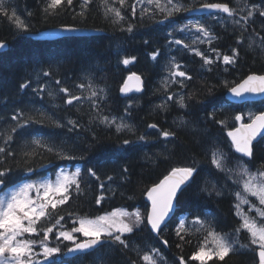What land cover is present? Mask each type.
I'll use <instances>...</instances> for the list:
<instances>
[{
  "label": "trees",
  "instance_id": "1",
  "mask_svg": "<svg viewBox=\"0 0 264 264\" xmlns=\"http://www.w3.org/2000/svg\"><path fill=\"white\" fill-rule=\"evenodd\" d=\"M49 2L5 0L8 15L0 12V42L9 44V50L0 54V147H6L13 153L6 159L0 154V167L12 169L7 184L16 185L27 179L45 176L47 173H38V170L47 164H55L51 170L54 176L60 169L76 170L80 167L81 192H73L69 202L53 213V217L63 215L65 219L62 223L66 230H70L73 219H94L117 208L130 212L139 209L141 213H146L149 209L145 199L146 190L163 179L172 167L195 162L198 169L195 182L178 199L175 217L159 236L142 225L143 230L126 235L128 248L108 242L90 254L73 259L63 258L55 264H131L132 261L143 264L139 256L151 247L160 251L162 259L157 257L158 264H180L181 257L189 264H199L190 257L203 241L205 230H193L185 236L184 241L176 235L179 218L187 217L191 221L196 215L206 218L217 232L236 241L235 250L224 261L214 259L208 264H257L256 251H253L257 250V246L250 244L249 233L243 229L236 232L241 227V219L236 215L237 200L233 193L242 191V187L233 182L241 179L235 175L239 156L227 138V131L232 128L236 114L245 108L262 105L237 106L229 103L226 99L228 88L224 82L239 83L248 75L264 74V45L259 46L261 37H264V17L258 13L254 15V22L243 32L242 44L237 43L241 29L234 24L229 36L225 35L226 39L221 36L225 45L221 41L213 46L223 55H231L232 49H237L239 56L235 64L223 65L215 61L212 65H204L200 57L183 45L170 43L173 37L187 44L192 43L193 38L190 39L177 28L183 15L186 21L191 20L189 11L164 19L166 13L154 4L138 5L133 16L131 5L136 0H126L122 9L125 19L114 23L111 14L105 15L101 0H93L83 16L79 15L82 0H73L71 6L65 4L55 13H46ZM173 2L193 8L206 2H228L232 7L244 9L238 11L235 17L240 19L246 15L250 5L256 2L261 5L264 0H260L261 3L257 0H246L247 3L244 0ZM160 4L165 8L170 7L167 0H160ZM116 6L119 7L118 4ZM142 8L149 11L142 14ZM13 11L17 18L28 25L27 31L17 27L15 18H9ZM162 21L166 23L164 26ZM255 21L261 24L258 26ZM129 25L133 26L131 32L127 31ZM57 26L92 28L104 34L53 42L34 41L27 36ZM249 43H252L251 48L248 47ZM157 51L159 55L153 60L151 54ZM126 57L136 59L124 65L121 61ZM173 57L182 65L181 70L192 77L184 81V87L169 78V62ZM210 57L215 59V54ZM45 72L49 75L45 76ZM131 73L143 77L145 91L142 95L125 99L120 96V88ZM57 80L60 84H56ZM22 84H28V87L21 88ZM81 84L85 87L80 88ZM41 87L44 88L42 92L39 91ZM60 88H67L68 94L60 92ZM93 89L99 93V97H91ZM101 89L103 92H100ZM72 95L81 99L69 105L66 101ZM169 95L173 97L172 100L167 99ZM180 96L185 97L186 107H180L177 102ZM93 100L98 107H93ZM160 105L165 106L162 108ZM21 112L33 117V121L25 124L21 118L19 123L23 127L11 132V128L18 123L12 120V116ZM102 116L116 118L117 123L123 120L131 126V131L125 129L117 132L115 125L109 126L100 121ZM69 120L75 121L77 127L69 124ZM217 121H224L225 124ZM153 123L158 125L159 130L174 131L175 137L165 139L157 129L148 128ZM8 135L13 139L6 145ZM141 135L146 139L139 140ZM35 139L55 145V151L75 158L61 159L54 152L34 145L32 141ZM124 139L133 141L132 145L126 146V150H118ZM217 148L226 156L225 168L231 169V173L219 171L211 164L212 151ZM33 150L35 155H25ZM244 162L253 171L264 167V141L255 145L252 160L244 159ZM29 167L35 171L29 172ZM89 168L97 172L98 180L88 175ZM125 168L127 172L123 171ZM101 183L104 184L103 189L100 188ZM213 185L222 190L221 195L217 196L212 191ZM205 187L209 191H202ZM101 195L105 199L97 205L96 198ZM69 213L73 215L70 217ZM249 214L258 223L261 222L254 211ZM42 223L46 225L48 222ZM188 227H192L190 223ZM164 240L168 241L167 245L163 244ZM69 246L67 243L60 244L61 251L64 252Z\"/></svg>",
  "mask_w": 264,
  "mask_h": 264
},
{
  "label": "snow or ice",
  "instance_id": "2",
  "mask_svg": "<svg viewBox=\"0 0 264 264\" xmlns=\"http://www.w3.org/2000/svg\"><path fill=\"white\" fill-rule=\"evenodd\" d=\"M93 0H82L81 12L79 15H84V10L87 9ZM73 0H50L45 8V12L55 13L63 5L71 6ZM145 0H136V3L131 5L132 15H136V8L138 5H143ZM102 6L105 7V15L111 14L114 19V23H120L125 19L122 14V9L126 4V0H101ZM119 5L117 7L116 5ZM148 5H155L161 12H165L164 19L174 16L176 13L188 12V11H207L209 13H225L228 18L232 19V23L239 26L241 29L240 36L237 37V43L242 44L244 42L243 32L247 31L250 22H254L253 17L256 13L260 17H264V3L261 5L252 4L248 9L246 15L241 16L240 19H235L238 15V11H244L243 8L230 7L228 3H202L198 9L188 7L179 2L174 3L173 0H167V5L170 7H162L160 0H147ZM142 14H146L149 9L142 8ZM0 12L4 15H8L5 8V0H0ZM10 19L15 18L17 27L23 31H27L28 25L24 24L19 18L16 17L15 11L12 12ZM218 19L217 17H212ZM264 27V26H262ZM189 29H195L198 34L191 44L184 43L182 39H175L170 41L176 45H183L185 49L193 52L196 56L203 60L204 65H212L216 60L222 58L225 65H232L237 62L239 52L237 49H232L231 55H223L221 57L220 52L211 47L213 41L217 39L213 33V30L206 23L196 21L189 24H184L179 31L184 32ZM68 31L74 29L68 28ZM133 26L129 25L127 31L131 32ZM172 35V33H170ZM259 35V33H257ZM147 43V42H146ZM207 43L209 51L215 53V59L206 55L198 47H192V45ZM261 44L264 45V37H261ZM3 42H0V48L5 47ZM248 47H252V43L248 44ZM159 52H153L151 58L157 59ZM136 58L126 57L121 62L124 65H129ZM169 78L173 83H179L181 87H184L185 80H191L192 77L185 71L181 70L182 65L175 61V57L170 60ZM209 70H211L209 68ZM45 76L49 73L45 72ZM180 78V79H177ZM135 82V87L131 86L129 82ZM141 76L136 73H132L128 76L123 86L120 88L121 93H128L131 91L139 92L142 86ZM56 84H60L57 80ZM225 87L234 98L239 100L245 99L246 96L261 95L264 96V75L251 74L242 79L239 83L236 82H224ZM21 88L28 87V84H22ZM80 88H84L83 84L79 85ZM91 87V85H89ZM167 82H165V88ZM39 91H44L41 87ZM60 92L68 94L67 88H60ZM103 92V89L100 90ZM49 95H52L49 92ZM91 97H99V93L96 90L91 91ZM81 97L72 95L67 99V103L71 105L73 101L80 100ZM168 100H172L173 97L169 95ZM180 107H186L185 97L180 96L177 101ZM93 107H98L96 101L93 100ZM160 105L159 107H164ZM129 108L131 105L128 106ZM127 112V108L125 109ZM23 118L24 123H31L33 117L25 116L24 113H18L12 116L13 121H18L15 127L11 128V132H16L17 127H23L19 123V120ZM248 119L251 122H245V116L243 114H236L233 117L234 124L230 130L227 131V137L230 139L231 146L235 153H239L238 157V170L235 175L240 177L239 181L234 180V183H238L242 187V191H235L233 194L237 200L235 205L236 215L241 218V227L236 229L239 233L241 229L246 230L250 235V244L258 247V264H264V207H257L255 204L248 200V196L256 197L260 206H264V167L257 169L255 172L250 171L247 164L244 162V158L251 159L253 156V141L257 136L264 133V110H260L259 114L252 112L248 113ZM100 121L109 126L115 125L116 131L121 132L125 129L131 131V126L124 123L121 120L117 123L116 118H109L108 116L100 117ZM42 122V121H36ZM74 128L77 127L75 121H68ZM182 124L185 122L181 121ZM219 124H225L224 121H217ZM57 126H61L57 124ZM148 128L157 129L165 139L175 137L176 133L169 130H159L158 125L153 123L149 124ZM13 137L8 135L5 144L7 145L12 141ZM143 141L146 139L144 135L138 137ZM34 145L44 147L48 152H54L55 155L61 159H74L75 157L64 155L60 151H55V145H48L43 143L39 139L32 141ZM133 141L124 139L118 146L119 149H125L126 146H131ZM0 154L6 159L12 156L13 153L6 149V147H0ZM33 152H26L25 155H35ZM226 156L220 149H215L211 154V164L215 169L231 173V169L225 168ZM29 172L35 171L31 167L27 169ZM11 167H0V190H5V187L10 188V191L5 190V195L0 196V264H55L54 261L49 258L55 254L61 252L60 243L70 242L72 247L67 248L66 255L75 253L90 254L91 251L98 248H102L105 243L119 244L124 248H128V241L126 234H133L137 230H143L142 225L150 229L152 233L159 236L164 228L167 227V222L173 214H175V204L178 202L179 195H183V192L195 182V177L198 175V169L195 162L191 165L182 167H172L167 175L163 177L158 183L153 184L146 190L147 200L150 202V209L146 213H141L139 209L135 211H128L123 208L114 209L111 212H107L103 215L96 216L94 219L87 217H78L72 220V226L70 230H66L62 221L65 217L58 215L53 217V213L56 212L58 207L63 206L69 202L72 198L73 192L79 194L81 192V169L77 168L75 172H66L61 169L56 173L55 181L44 180L42 182H25L18 185H8L7 182L10 178ZM127 172V168L123 170ZM88 175L99 179L97 172L92 168L87 169ZM231 178V176H229ZM109 180L112 177H108ZM100 188H104V184H100ZM35 192V196L30 195ZM202 191H209L207 187ZM212 191L217 196L222 194V190L216 189L213 185ZM211 194V192H209ZM105 199L103 195L96 198V203L99 205L101 201ZM248 204V212L256 211L257 217L261 218V222H257V219L244 212L243 205ZM70 217L72 213L68 214ZM47 221L44 225L42 222ZM54 221V222H53ZM189 223L191 228L188 227ZM78 224V226H77ZM195 230L200 232L205 230L206 234L203 241L200 242L198 249L192 253L190 259L199 262V264H208L209 261L217 259L224 261L225 257L229 256L231 252L235 250L236 241L231 240L228 236L222 235L212 227L211 222L206 218L202 219L199 215L193 217L191 221H188L187 217L179 218L178 225L176 227V235L181 241H184L185 236L191 234ZM52 234V236H50ZM79 234V236L77 235ZM37 237V238H33ZM54 237L56 243L55 246H49ZM79 237H83L80 239ZM209 241L211 246H209ZM168 241L164 240L163 244L167 245ZM37 245L40 251H36ZM180 247V245H177ZM243 247V246H242ZM138 255H139V250ZM256 251V249H253ZM43 257V260H41ZM157 257H160L159 249L151 247L149 251H144L143 255L139 256V259L143 261V264H158ZM162 259V257H160ZM131 264H136V261H132ZM180 264H185L183 257L180 258Z\"/></svg>",
  "mask_w": 264,
  "mask_h": 264
},
{
  "label": "water",
  "instance_id": "3",
  "mask_svg": "<svg viewBox=\"0 0 264 264\" xmlns=\"http://www.w3.org/2000/svg\"><path fill=\"white\" fill-rule=\"evenodd\" d=\"M198 8L199 7H197L196 9H198ZM212 14H217V13L216 12L209 13L207 11H190L189 14H188V16L189 17H196V16H207V15H212ZM68 28H71V29H74V30L68 31V30H66ZM103 34H104L103 31L96 30V29H92V28H80V27H74V26H57V27H52V28L44 29V30H41L39 32L29 33V34H27V36H28V38H30V39H32L34 41L53 42V41H57V40L64 39V38H71V37H93V36H100V35H103ZM3 43L6 46L3 47V48H0V54H3V53H5V52H7L9 50V44L7 42H3ZM136 74L139 75V76H141L138 73H136ZM256 75H259V74H256ZM127 78H126V80H127ZM141 80L143 82L142 83V86H141V91H139V92L131 91V92H128V93H121L120 92V96L122 98H125L126 99V98H130L132 96H135V95H142L144 93V91H145V82H144V79H143L142 76H141ZM129 83H130L131 86L135 87V82L134 81L129 82ZM226 99L230 103H232V104H235V105H244L246 103H259V102H262V101H264V96H261V95L246 96L245 99L239 100L237 98H234L231 95V93L228 91L226 93ZM249 122H251V121H249ZM262 139H264V133H262L261 135L257 136L256 139L253 141V149H254V146L256 144H258ZM229 141H230V139H229ZM236 154L240 156L239 153H236ZM245 159H248V158H245ZM248 160H250V159H248ZM53 167H55V164H48V165H45V166L41 167L38 171L39 172L47 171V170H50ZM2 191L3 190H0V192H2ZM179 197H180V195H179ZM145 199H146V202L149 204V209H150V202L147 200V197H145ZM175 208H176L175 214H173L171 216V218L168 220L167 225L169 223H171V221L173 220V218L176 215V212H177V202L175 204ZM153 234L156 236L155 233H153ZM96 250H93L90 253H92V252H94ZM257 252H258V249H257ZM78 255H81V254L80 253H75V254H71V255H66V258H74V257H76ZM257 259L259 260L258 255H257ZM179 263H180V260H179ZM185 264H189V263L185 261Z\"/></svg>",
  "mask_w": 264,
  "mask_h": 264
},
{
  "label": "rangeland",
  "instance_id": "4",
  "mask_svg": "<svg viewBox=\"0 0 264 264\" xmlns=\"http://www.w3.org/2000/svg\"><path fill=\"white\" fill-rule=\"evenodd\" d=\"M143 6H152V5H148L147 4V0H145V3L143 4ZM248 9L249 8H247V11H248ZM241 13H239V15H240ZM241 16V15H240ZM192 21V20H191ZM191 21H189V23H193V22H191ZM255 22H257L256 23V25H260L261 24V22H259V21H255ZM189 23H186V24H189ZM184 24H182V25H177V28L178 29H180L182 26H183ZM262 28V27H261ZM264 31V30H263ZM250 32V31H249ZM184 33V35L186 34V35H188L189 36V38L191 39V37L193 38V39H195V37L198 35L196 32H195V29H189V30H186V31H184L183 32ZM251 38V37H250ZM249 38V39H250ZM173 40H175V38L173 37L172 38ZM260 40V39H259ZM202 52H204L206 55H211V53L212 52H210L209 51V49H207V47H202L203 46V44H197L196 45ZM259 46H263L261 43H260V45ZM221 57H222V55H221ZM216 61H218V62H222V64L224 65V63H223V61H222V58L221 59H219V60H216ZM258 109H261V110H264V104H262V106L261 107H258V108H256V107H249V108H246L245 110H244V114H246L247 116H248V113L249 112H252V113H259V112H257V111H259ZM79 169H81L80 167H78ZM61 170V169H60ZM60 170H58L57 172H59ZM63 170H65L66 172H75V170H67V169H63ZM250 171H252V172H255V171H253V170H251L250 169ZM56 172V173H57ZM55 178H56V175L54 176V175H52V173L51 172H48L45 176H42V177H40V178H35V179H27V180H25V181H23V182H21V183H25V182H42V181H44V180H51V181H55ZM21 183H19V184H21ZM16 185H18V184H16ZM5 190H7V191H10V188H6ZM5 190H3L2 192H0V196H4L5 195ZM30 195H32L33 197L35 196V192L33 191ZM248 198V200L251 202V203H253V204H255L257 207H264V206H260L259 205V202H258V200L256 199V197H253V196H248L247 197ZM253 199V200H252ZM243 209H244V212L245 213H248V209H249V205L248 204H244L243 206ZM254 211V214L257 216V213H256V211L255 210H253ZM248 215L250 216V214L248 213ZM259 218V217H258ZM241 219V218H240ZM52 234H50V236H51ZM127 235V234H126ZM33 238H37V237H33ZM82 239H83V237H81ZM38 239V238H37ZM56 243H59V242H57V241H55V239L53 238L52 240H51V243H50V245L49 246H55V244ZM64 244L65 243H67V244H70V246H71V243L70 242H63ZM61 245H62V243H60ZM69 246V247H70ZM258 248V247H257ZM36 251L37 252H39L40 251V248H39V246L37 245V247H36ZM67 252V250H65L64 252L63 251H61L60 253H57V254H55L53 257H51V258H49L50 260H52V261H54L55 263L57 262V260H63V258H64V255H65V253ZM41 260H43V257H41ZM45 264H47V261H45Z\"/></svg>",
  "mask_w": 264,
  "mask_h": 264
},
{
  "label": "flooded vegetation",
  "instance_id": "5",
  "mask_svg": "<svg viewBox=\"0 0 264 264\" xmlns=\"http://www.w3.org/2000/svg\"><path fill=\"white\" fill-rule=\"evenodd\" d=\"M214 3H226V2H214ZM228 4L230 7H232V5L230 3H228ZM245 6H246V4H245ZM212 17H217V18H219V20L213 19ZM191 20L193 22L200 21L202 23H206L208 26H210L212 28L214 35L218 38L213 41L211 47L216 45V43L220 44L221 41H222L223 45H225L224 39H222L221 36L225 37V35H229L230 32L234 29V24L232 23V19L228 18L227 14H225V13H217V14L209 15V16H196V17H194V19H191ZM191 20L186 21V17L183 15L180 18L179 22H180V25H182V24H186L187 22H189ZM164 24H166V23L164 21H162L163 26H164ZM225 39H226V37H225ZM228 39H229V37H228ZM204 45H206L207 48L209 47V45L207 43H204ZM219 46H222V45H219Z\"/></svg>",
  "mask_w": 264,
  "mask_h": 264
},
{
  "label": "bare ground",
  "instance_id": "6",
  "mask_svg": "<svg viewBox=\"0 0 264 264\" xmlns=\"http://www.w3.org/2000/svg\"><path fill=\"white\" fill-rule=\"evenodd\" d=\"M245 2H246V0H244ZM257 1H259L260 2V0H257ZM251 2V1H250ZM247 3V2H246ZM261 3V2H260ZM250 4V3H249ZM256 4H257V2H256ZM249 6V5H248ZM251 6V5H250ZM249 6V7H250ZM241 15V14H240ZM242 16H244V15H242ZM229 36V35H228Z\"/></svg>",
  "mask_w": 264,
  "mask_h": 264
}]
</instances>
